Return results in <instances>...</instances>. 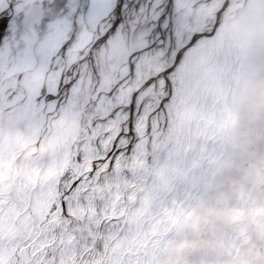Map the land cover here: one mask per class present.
Returning a JSON list of instances; mask_svg holds the SVG:
<instances>
[{
    "label": "rangeland",
    "instance_id": "374dc122",
    "mask_svg": "<svg viewBox=\"0 0 264 264\" xmlns=\"http://www.w3.org/2000/svg\"><path fill=\"white\" fill-rule=\"evenodd\" d=\"M223 1L208 6L225 8ZM232 17L188 53L181 83L169 93L176 101L165 108L166 124L156 111L155 128L176 121L174 138L121 220L103 264H264V0H246ZM34 39L20 43L29 48ZM18 71L0 64V92L17 87ZM22 112L23 106L13 108L0 124V153L11 167L0 201L2 230L6 242L16 243L43 230L51 207L35 176L30 198L25 195L24 166L42 129L31 130ZM58 133L54 123L46 135ZM64 133L74 143L87 130L77 121ZM158 138L155 131L141 146ZM14 252L6 243V262Z\"/></svg>",
    "mask_w": 264,
    "mask_h": 264
},
{
    "label": "snow or ice",
    "instance_id": "6c2138e0",
    "mask_svg": "<svg viewBox=\"0 0 264 264\" xmlns=\"http://www.w3.org/2000/svg\"><path fill=\"white\" fill-rule=\"evenodd\" d=\"M179 8L178 0H0V64L19 66L17 87L0 92V124L5 113L23 106L30 129H42L24 166V188L30 198L35 176L40 198L51 203L43 230L27 234L22 243L6 242L0 207V264H44L36 251L25 249L54 235L85 198L91 203L94 182L118 178L121 159L136 154L140 124L147 127L155 115L156 87L161 77L168 83L171 71L145 79L149 54L166 43L174 46L181 30ZM200 35L194 33L192 40ZM32 36L33 43L24 48L20 41ZM77 121L87 136L73 143L64 129ZM54 123L60 133L46 135ZM6 167L11 173L0 153V201ZM6 243L15 248V259L7 262Z\"/></svg>",
    "mask_w": 264,
    "mask_h": 264
},
{
    "label": "bare ground",
    "instance_id": "6f19581e",
    "mask_svg": "<svg viewBox=\"0 0 264 264\" xmlns=\"http://www.w3.org/2000/svg\"><path fill=\"white\" fill-rule=\"evenodd\" d=\"M210 2L211 0H178L181 30L175 37L174 46L166 43L163 49L149 54L151 56L149 65L151 71L145 74V79L148 75L156 76L165 69H171L167 76V80H170L172 84L171 87L166 89L165 83H163L164 78L161 77L154 93L152 112L156 113L159 110L160 120L163 119L165 108L172 106L176 101L170 97L169 93L170 91L173 92L174 88L181 83L180 73L183 68L181 65H184L188 53L195 44L208 39L207 35L212 28V21H208V19L200 21L199 18L204 17L208 11L211 15L221 13L222 19H225L227 13L230 14L232 7H227L225 10L226 7L219 5L220 8L213 10L208 6ZM223 2L227 5L232 0H224ZM202 10L203 12L200 14ZM194 33H202L203 35L192 40ZM170 48L171 52L169 53ZM178 54L179 58L177 59ZM173 65L175 66L173 67ZM142 82L141 80L139 83ZM155 116L152 115L147 120V128H140L138 133L140 136L139 147L136 154L121 159L118 178L99 185L94 182V192L89 193V196L93 197L91 203L85 198L81 210L77 211L76 215L67 221L61 220L54 235L48 233L44 240L39 244L34 243L35 247H30L26 251H36L44 264H53V260H55V264H95L104 236L110 241L111 237L120 231L119 214L125 205L126 196L130 193L131 182L135 180L139 169L148 160L150 154H153L151 148L155 144L151 143L149 147H145L141 146V142L146 138L152 139L155 131L156 133L161 131L162 128H155L157 127L154 124ZM143 123L141 122V124ZM157 149L159 148L157 147ZM127 173L129 176L125 177L124 175ZM105 222L108 223L107 229L104 228ZM44 243L51 246L42 248ZM45 252L47 253L46 259L43 255ZM28 259H31V256Z\"/></svg>",
    "mask_w": 264,
    "mask_h": 264
},
{
    "label": "water",
    "instance_id": "95a60500",
    "mask_svg": "<svg viewBox=\"0 0 264 264\" xmlns=\"http://www.w3.org/2000/svg\"><path fill=\"white\" fill-rule=\"evenodd\" d=\"M245 2H246V0H232V2L230 4H228V6H226V8H225V10H227V7H229V8L232 7V9H230L229 15L226 12L227 15H226L225 19H222L221 13L214 14V15H211L208 17L207 16H205V17L201 16L199 18L200 21H202L203 19H208V21L209 20L212 21V25H211L212 28H210V30L208 32L209 34L207 35V37L209 38L210 35L215 31V29L217 27L225 25L230 19H232L233 18L232 16H234V14H237L242 9ZM181 67H182V65H181ZM167 81H168V83L165 84V86H166V89H169L172 84H171L170 80H167ZM166 96H167V94H166ZM165 114H166V112L164 113V115ZM171 117H173V119H175V116L172 115V112H171ZM162 122H165V124L167 123L165 118L162 119ZM175 123H176V121L173 120L171 122V128H168V129L162 128L161 131L159 132V138L156 141L155 145L153 146L154 148L153 147L151 148L153 150V154H150L147 162L144 164V166H142L137 180H134L133 182H131L132 186L130 189V193L126 196L125 205L120 210L121 211V213L119 214L120 215L119 216L120 221L122 219H125L129 210L131 209L132 205L137 201L138 196L146 188L152 171L157 166L159 160L161 159L164 151L166 150V148L168 147L170 142H172V140L174 138V133L176 132V129L173 128ZM168 134H170L169 135L170 141L166 142V137ZM157 147L159 149H157ZM154 149H155V151H154ZM121 224H122V221H121ZM107 226H108V223L105 222L104 228L107 229L106 228ZM104 230H103V232H104ZM118 233L113 235L111 237L110 241H108L107 237L104 236V240L101 243V247H100V250L98 252V259L96 260L95 264H103L105 256H106V248H107L108 244L118 235Z\"/></svg>",
    "mask_w": 264,
    "mask_h": 264
}]
</instances>
